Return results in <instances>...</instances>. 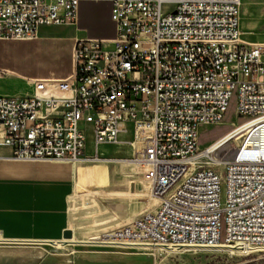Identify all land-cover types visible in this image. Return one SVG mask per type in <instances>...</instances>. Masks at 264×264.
I'll return each instance as SVG.
<instances>
[{"label": "built area", "instance_id": "obj_1", "mask_svg": "<svg viewBox=\"0 0 264 264\" xmlns=\"http://www.w3.org/2000/svg\"><path fill=\"white\" fill-rule=\"evenodd\" d=\"M83 1L111 4L115 36L76 39L66 78L0 95V147L21 161L112 162L98 149L121 144L131 123L133 168L157 202L69 254L236 249L264 259V43L244 39L242 1L0 0V42L76 25ZM232 99L252 125L220 174L202 165L199 130L222 123Z\"/></svg>", "mask_w": 264, "mask_h": 264}, {"label": "crops", "instance_id": "obj_2", "mask_svg": "<svg viewBox=\"0 0 264 264\" xmlns=\"http://www.w3.org/2000/svg\"><path fill=\"white\" fill-rule=\"evenodd\" d=\"M254 8L256 13L264 14V6ZM111 10V4L107 2L83 1L79 4L76 25L41 27L37 38L32 41L0 42V69L11 72V75H0V95L26 96L31 92L27 79H64L70 75L76 39H112L115 36ZM249 42L264 43V39ZM16 43H26L34 52L50 56L56 68L31 69L24 73L11 70L1 53L9 44ZM132 128L128 123V132L119 137L121 144L114 146H129L127 142L132 140ZM128 136L130 138L126 139ZM91 147L92 151L86 152L88 155L93 153L92 143ZM133 148L135 153L139 151L138 146ZM98 152L102 158H111L100 153L99 149ZM10 155L8 148L0 147V244L11 241L29 246L67 243L69 241L62 237L70 231V246H84L92 243L89 239L121 226L118 224L129 220L132 214L138 217L142 213V204L135 199L137 197H125L126 187L118 184V172L121 168L133 167L134 160L118 159L80 166L55 161H18ZM92 185L102 195L91 197ZM112 192L120 195L113 196ZM107 225L111 227L97 229ZM6 234L12 235L8 236L10 239L5 237Z\"/></svg>", "mask_w": 264, "mask_h": 264}, {"label": "rangeland", "instance_id": "obj_3", "mask_svg": "<svg viewBox=\"0 0 264 264\" xmlns=\"http://www.w3.org/2000/svg\"><path fill=\"white\" fill-rule=\"evenodd\" d=\"M249 4L251 6H249ZM264 6V0H243L242 6V17L241 28L243 33H245L244 39L248 41H256V39H264V14L260 15L256 13L255 8H260ZM246 13V14H244ZM241 17V15H240ZM3 50L2 57L5 59L6 66L11 70L24 73L31 69L43 70V69H55L56 63L50 58V56H43L34 52L28 48L26 43H16L9 44ZM246 120L241 117L236 116L235 112V101L232 99L230 101L229 109L225 115V119L222 123L214 126L202 127L199 130L198 137V148L200 151H205L209 146H211L216 141L220 140L223 136L228 133L236 131L241 125H243ZM90 133L87 132V146L86 152H91L92 147L90 143ZM243 137V133L235 136L232 140H229L225 145H223L219 151L214 154L208 155L202 159V165L207 168H212L218 171V173L223 174V164L228 161L237 145L239 144L238 138ZM128 136L126 139H129ZM109 146V147H108ZM101 146L99 147L100 153L107 157H111L110 160H133L135 152L134 148L129 146ZM88 150V151H87ZM222 151V152H221ZM225 151V152H224ZM219 154V155H218ZM217 155V156H216ZM112 161V162H113ZM95 163L81 164L80 166L93 165ZM114 164V163H111ZM115 165V164H114ZM118 176V184L121 187H126L127 193L125 197H137L138 203L142 204V212L144 210L151 209L157 201H155L150 193V184L143 181L140 174L134 170L133 167L124 169L121 168ZM98 190V189H97ZM135 191V192H133ZM139 191V192H137ZM90 196L102 195L95 191V186L92 185ZM107 194V193H106ZM108 194H110L108 192ZM113 196H119L118 192H112ZM132 203V202H131ZM140 215V214H139ZM137 217L133 214L129 220L120 222L118 225L130 222ZM109 225L104 227H98L97 229H108ZM116 227V226H115ZM6 234L5 237L10 239ZM62 239H64L62 237ZM67 241V240H64ZM70 242V241H69ZM59 243L56 244H44V245H30L35 247H41L45 249L48 253L57 254H69L73 249L78 247L86 246H70L71 243ZM3 246H29V245H19L16 243H5L0 244ZM86 245V244H85ZM147 251L152 252L153 250L148 249ZM154 264H264V259H260L262 254L254 253L249 256L239 255L232 253L228 250H216V251H188V250H173L164 251L156 250L153 254Z\"/></svg>", "mask_w": 264, "mask_h": 264}, {"label": "water", "instance_id": "obj_4", "mask_svg": "<svg viewBox=\"0 0 264 264\" xmlns=\"http://www.w3.org/2000/svg\"><path fill=\"white\" fill-rule=\"evenodd\" d=\"M65 240L72 239V233L63 234ZM15 241H11L14 243ZM51 244V242H47ZM19 244V243H16ZM0 264H154L151 254H124L99 251H77L73 254L48 253L35 246L0 245Z\"/></svg>", "mask_w": 264, "mask_h": 264}, {"label": "bare ground", "instance_id": "obj_5", "mask_svg": "<svg viewBox=\"0 0 264 264\" xmlns=\"http://www.w3.org/2000/svg\"><path fill=\"white\" fill-rule=\"evenodd\" d=\"M243 2V0H242ZM242 2L240 4V8H239V20H240V29H241V6H242ZM242 31V29H241ZM244 35V34H243ZM252 124L250 122H245L241 127H239L236 131L231 132L226 134L225 136H223L220 140L216 141L215 143H213L211 146H209L205 151H203V157H206L208 155L214 154L217 151L220 150V148L225 145L229 140H232V138H234L235 136L243 133V131H245L248 127H250ZM200 133V132H199ZM238 141H241V137L238 138ZM222 152V151H221ZM225 152V151H224ZM219 155V154H218ZM217 156V155H216ZM21 161V160H18ZM100 163V162H97ZM70 241V240H67ZM62 243V242H61ZM51 244H55V243H51ZM56 245H60V244H56ZM61 246V245H60ZM228 251H231L232 253H236L239 255H245L246 253L243 252H239L236 249H230ZM249 256V255H248Z\"/></svg>", "mask_w": 264, "mask_h": 264}]
</instances>
